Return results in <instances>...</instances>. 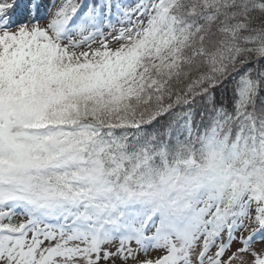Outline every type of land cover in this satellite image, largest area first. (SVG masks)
I'll return each instance as SVG.
<instances>
[{"label":"snow or ice","instance_id":"snow-or-ice-1","mask_svg":"<svg viewBox=\"0 0 264 264\" xmlns=\"http://www.w3.org/2000/svg\"><path fill=\"white\" fill-rule=\"evenodd\" d=\"M0 264H264V0H0Z\"/></svg>","mask_w":264,"mask_h":264}]
</instances>
